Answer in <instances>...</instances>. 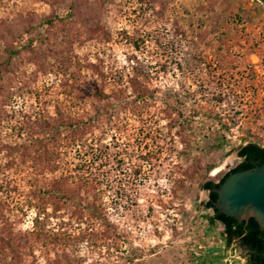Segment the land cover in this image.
<instances>
[{"label":"rangeland","instance_id":"obj_1","mask_svg":"<svg viewBox=\"0 0 264 264\" xmlns=\"http://www.w3.org/2000/svg\"><path fill=\"white\" fill-rule=\"evenodd\" d=\"M249 142L259 0H0L2 264H246L201 185Z\"/></svg>","mask_w":264,"mask_h":264},{"label":"trees","instance_id":"obj_2","mask_svg":"<svg viewBox=\"0 0 264 264\" xmlns=\"http://www.w3.org/2000/svg\"><path fill=\"white\" fill-rule=\"evenodd\" d=\"M133 71L138 75H142L141 70L137 67H134ZM90 91L91 90H88L86 94H83L81 91L80 92L82 93V95H84V99H96V101H94V103L91 105L95 109V114L98 116L101 111H104V107L100 108V104L96 103H100L101 99L105 97V95L100 91ZM83 126H85V124L70 126V128H72V134H75V132H77V128ZM54 132L57 131L51 129L49 131L50 134L48 135L53 137ZM71 137L72 136H70V138ZM74 140V138L71 139V141L73 142ZM39 143V145L37 144L35 153H38L42 151V149H44L42 142ZM238 156L241 161L230 170L226 172H219L217 174L219 177L217 182L208 180L206 182H203V184L201 185V188L208 192V200L204 204L205 208L211 210L213 213L211 216H206L205 218L209 226H212L214 223H218L223 227L221 236L224 240L225 246L230 247L233 243L236 242L237 246L244 251L243 255L246 258V264H264V229L259 226L254 218H250L246 222L243 221L239 223L232 217H226L225 215L218 213L217 209L214 207V202L217 198L214 189H217L230 173L253 168L258 162L264 163V148L257 143L249 142L238 148ZM47 160L50 161L51 158L49 157L47 158ZM78 167V169H82L81 167H84V165L81 164ZM77 179L79 182H83L85 184L93 181L91 180L90 176H85V174L78 175ZM94 214L95 216H98L96 215V213ZM2 262L3 260L0 256V264H2Z\"/></svg>","mask_w":264,"mask_h":264},{"label":"water","instance_id":"obj_3","mask_svg":"<svg viewBox=\"0 0 264 264\" xmlns=\"http://www.w3.org/2000/svg\"><path fill=\"white\" fill-rule=\"evenodd\" d=\"M264 4V0H259ZM214 207L239 223L254 218L264 229V163L230 173L217 189Z\"/></svg>","mask_w":264,"mask_h":264}]
</instances>
